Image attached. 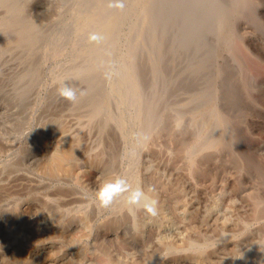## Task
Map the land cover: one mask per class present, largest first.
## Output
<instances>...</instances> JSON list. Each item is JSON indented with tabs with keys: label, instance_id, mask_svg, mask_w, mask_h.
Here are the masks:
<instances>
[{
	"label": "rangeland",
	"instance_id": "obj_1",
	"mask_svg": "<svg viewBox=\"0 0 264 264\" xmlns=\"http://www.w3.org/2000/svg\"><path fill=\"white\" fill-rule=\"evenodd\" d=\"M108 5L0 0V264H264V0Z\"/></svg>",
	"mask_w": 264,
	"mask_h": 264
},
{
	"label": "clouds",
	"instance_id": "obj_2",
	"mask_svg": "<svg viewBox=\"0 0 264 264\" xmlns=\"http://www.w3.org/2000/svg\"><path fill=\"white\" fill-rule=\"evenodd\" d=\"M127 0H109V7L124 9ZM89 41L99 43L104 37L99 33H91L88 37ZM112 73L107 72L106 77L111 78ZM57 95L71 103L78 102V90L74 86H70L65 81H60V86L57 88ZM81 90L79 96H83ZM154 189L147 191L141 186L133 187L127 178L117 175L104 181L93 193V200L101 208H109L116 201L123 199L129 206V211L143 210L147 217H155L158 214L157 200L149 193Z\"/></svg>",
	"mask_w": 264,
	"mask_h": 264
},
{
	"label": "bare ground",
	"instance_id": "obj_3",
	"mask_svg": "<svg viewBox=\"0 0 264 264\" xmlns=\"http://www.w3.org/2000/svg\"><path fill=\"white\" fill-rule=\"evenodd\" d=\"M94 163V162H93ZM144 189L147 191L148 189L147 188H145L144 187ZM156 192L155 191H153V192H150L149 194L153 197V198H157V194H155ZM159 198V197H158ZM157 207H159V205H157ZM115 254V253H114ZM110 255V254H109ZM113 256V255H112ZM118 259H119V257L118 256H116Z\"/></svg>",
	"mask_w": 264,
	"mask_h": 264
}]
</instances>
